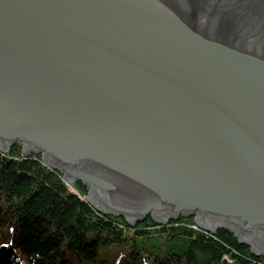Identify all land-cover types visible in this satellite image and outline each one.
<instances>
[{
    "label": "water",
    "instance_id": "95a60500",
    "mask_svg": "<svg viewBox=\"0 0 264 264\" xmlns=\"http://www.w3.org/2000/svg\"><path fill=\"white\" fill-rule=\"evenodd\" d=\"M14 145L101 213L264 256V0H0Z\"/></svg>",
    "mask_w": 264,
    "mask_h": 264
},
{
    "label": "trees",
    "instance_id": "16d2710c",
    "mask_svg": "<svg viewBox=\"0 0 264 264\" xmlns=\"http://www.w3.org/2000/svg\"><path fill=\"white\" fill-rule=\"evenodd\" d=\"M40 155L0 150V264H264L226 229L193 228L194 217L137 225L102 214Z\"/></svg>",
    "mask_w": 264,
    "mask_h": 264
},
{
    "label": "bare ground",
    "instance_id": "6f19581e",
    "mask_svg": "<svg viewBox=\"0 0 264 264\" xmlns=\"http://www.w3.org/2000/svg\"><path fill=\"white\" fill-rule=\"evenodd\" d=\"M100 213H101V212H100ZM102 214H104V213H102ZM194 220H195V219H194ZM195 224H196V225H194L193 228H195V229H199V230H200V229H201V230H204V229H202V228L196 223V221H195ZM204 231H206V230H204ZM206 232H208V231H206Z\"/></svg>",
    "mask_w": 264,
    "mask_h": 264
},
{
    "label": "rangeland",
    "instance_id": "374dc122",
    "mask_svg": "<svg viewBox=\"0 0 264 264\" xmlns=\"http://www.w3.org/2000/svg\"><path fill=\"white\" fill-rule=\"evenodd\" d=\"M87 195V194H86Z\"/></svg>",
    "mask_w": 264,
    "mask_h": 264
}]
</instances>
